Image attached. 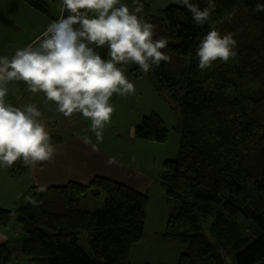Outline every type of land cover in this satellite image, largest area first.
<instances>
[{
    "label": "trees",
    "instance_id": "1",
    "mask_svg": "<svg viewBox=\"0 0 264 264\" xmlns=\"http://www.w3.org/2000/svg\"><path fill=\"white\" fill-rule=\"evenodd\" d=\"M20 1L58 19L48 0ZM257 2L264 4L215 0L212 19L222 21L216 25L222 34H235L238 59L218 60L205 71L195 51L209 26L196 25L184 6L159 10L141 2L145 19L156 26L154 38L169 40L162 51L171 62L151 70L154 82L182 117L177 158L165 161L160 178L172 209L160 235L186 247L178 264H264V11H255ZM229 13L232 19L225 20ZM97 51L108 59L106 47ZM50 134L54 145L63 142ZM134 135L165 143L169 131L153 112ZM29 170L17 162L9 176ZM37 187L24 192L37 206L25 200L14 211L0 208V228L17 222L27 235L17 248L0 243V264H11L16 253L30 264H132V248L146 235L147 194L102 176L86 185L69 182L43 192ZM87 195L103 197V206L86 210ZM239 217L248 221L246 227ZM83 233L90 236V253L81 246Z\"/></svg>",
    "mask_w": 264,
    "mask_h": 264
},
{
    "label": "clouds",
    "instance_id": "2",
    "mask_svg": "<svg viewBox=\"0 0 264 264\" xmlns=\"http://www.w3.org/2000/svg\"><path fill=\"white\" fill-rule=\"evenodd\" d=\"M198 26H209L196 45L195 55L201 71L211 69L214 62L237 60V41L234 33H221L212 19L215 0H207L204 8L193 0H180ZM62 15L53 20L31 43L17 49L9 57H0V165L7 168L20 162L24 167L36 168L51 162L56 146L42 112L34 103L16 106L6 100L10 84L23 81L30 93L42 92L45 102H54L56 110L66 118L75 113L91 121L90 131L97 143L110 124L115 107L113 94L135 95V84L128 79L125 66L134 64L144 73L170 63L171 56L162 51L168 46L167 37L155 39L156 26L143 16L141 0H62ZM255 11H264V4L256 3ZM233 14L224 17L231 20ZM106 47L108 59L97 49ZM13 91L15 89H12ZM82 142L91 145L89 136ZM108 164L117 163L110 157ZM46 185L37 187V192ZM24 199L38 205L31 195Z\"/></svg>",
    "mask_w": 264,
    "mask_h": 264
},
{
    "label": "rangeland",
    "instance_id": "3",
    "mask_svg": "<svg viewBox=\"0 0 264 264\" xmlns=\"http://www.w3.org/2000/svg\"><path fill=\"white\" fill-rule=\"evenodd\" d=\"M48 2L52 9V14L54 13L53 11L60 13L61 0H48ZM124 2L126 1L124 0ZM141 2H150L154 9L159 10L166 9L169 6H183L180 0H141ZM126 3L131 5V0H128ZM143 16H145V14H143ZM125 68L128 79L135 84L136 92L135 95H129L127 97L113 94L110 103L114 105L115 111L112 114L110 124L106 125L104 129L103 141L101 143H97L95 135L89 130L91 121L86 120L82 114L79 113L73 114L70 118H66L59 112L52 113L50 118L48 117L47 119H49L48 121L54 119L57 123L47 124L48 130L63 138L72 136L82 138L87 135L90 137L93 144L102 146L104 149L120 158L124 162L126 169H130L131 173L129 174L131 176L142 175L146 179L152 177L155 180L154 187L144 192L149 197L147 236H145V241L142 245L139 247L135 246L133 257L137 258L141 264H178L181 252L178 255L177 262H175V260L171 258L174 255V247L171 248L169 246H180L183 249L182 251L186 249L185 246L181 244L175 245L177 243H172L170 241H159L164 242V245L156 246L151 240L154 238L153 231L160 229L165 230L168 221L166 219L169 218V214L172 210L171 205L166 200V193L160 178L163 173L165 161H171L177 158L183 129L182 117L179 111L174 109V105L170 102L168 96L157 89L151 71L144 73L138 66L131 63L126 65ZM153 112L162 117L169 131V138L165 143H155L138 139L134 135V129L141 123L143 117L149 116ZM9 170L8 176H0V181H2V185L4 186L3 193L5 194H2V198L6 201V203L2 201L0 196V208L14 211L20 205L17 207L14 206L12 189L16 192L17 187L12 184V180L15 179L9 176ZM135 172L137 173L134 174ZM128 181L131 184L125 183L127 186L140 192L145 191L148 187L145 182L142 183L139 180ZM158 181L159 183H157ZM23 197L24 193L22 198ZM103 202V197L95 200L90 195H87L83 199V207L89 211H96L103 206ZM164 220H166L165 223L162 222ZM238 221L245 227L246 223H248V221L242 217H239ZM0 232L7 234V239L9 240L10 246L13 248L19 247L27 237L21 225L17 222H13L4 228L1 227ZM89 237L88 233H83L81 240V246L88 253H90ZM2 242L4 243V241ZM11 264L30 263L27 258L16 253Z\"/></svg>",
    "mask_w": 264,
    "mask_h": 264
},
{
    "label": "crops",
    "instance_id": "4",
    "mask_svg": "<svg viewBox=\"0 0 264 264\" xmlns=\"http://www.w3.org/2000/svg\"><path fill=\"white\" fill-rule=\"evenodd\" d=\"M60 8V13L53 11L54 16L58 17V19L63 13L62 0ZM51 22L49 18L20 0H0V57L7 56L11 59L17 49H22L35 40ZM9 87L10 92L6 97L8 102L16 106L34 103L42 112V118L46 124L57 123L54 119H50V121L47 119L48 117L50 118L52 113H58V111L56 110L57 107L54 102H45V96L42 92L35 94L28 92V85L23 81L14 82V84H10ZM12 89L15 90L13 91ZM55 146L56 155L53 161L42 162L38 164L36 168H30L28 173L20 176V178L12 180V184L17 187L16 192L12 189L15 207L24 203L25 199L24 197L22 198L23 193L33 186H62L69 182H77L86 185L97 176L107 177L114 181L129 185L131 183L128 180L145 182L148 187L141 193L147 192L149 188L152 189L154 187L153 185H155V180L152 177L146 179L142 175L131 176L129 174L131 173L130 169H126L124 162L120 158L99 145H96V150H93L91 145H86L82 142V138L75 136L64 138L62 143L56 144ZM110 157H115L117 163L108 164L107 161ZM8 170L9 168L0 165V176H8ZM136 173L137 172L134 174ZM157 183H159V181ZM3 187L2 181H0L1 200L6 203L2 198V194H4ZM166 220L162 222L165 223ZM162 232H164L163 229L153 231L154 238L151 241L155 243L156 246L164 245V242H159L165 241L160 235ZM145 236H147V223ZM7 238L8 236L6 233L0 232L1 243H3L2 241L9 242ZM144 241L145 237L140 243L133 246L130 256L132 264H141L137 258L133 257V251L135 246L139 247ZM175 245H178V243ZM169 247H174V255L171 258L177 262L178 255L180 252L182 253L183 249L180 246Z\"/></svg>",
    "mask_w": 264,
    "mask_h": 264
}]
</instances>
